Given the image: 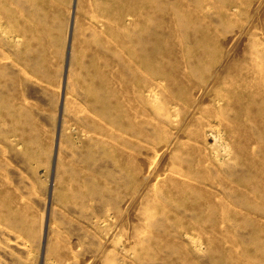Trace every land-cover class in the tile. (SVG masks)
Segmentation results:
<instances>
[{"label": "rangeland", "instance_id": "rangeland-1", "mask_svg": "<svg viewBox=\"0 0 264 264\" xmlns=\"http://www.w3.org/2000/svg\"><path fill=\"white\" fill-rule=\"evenodd\" d=\"M0 264H264V0H0Z\"/></svg>", "mask_w": 264, "mask_h": 264}]
</instances>
